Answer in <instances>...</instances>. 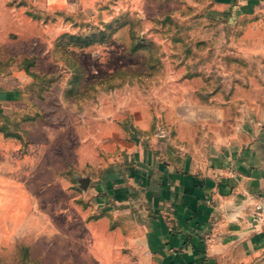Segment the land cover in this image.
<instances>
[{
  "label": "rangeland",
  "instance_id": "1",
  "mask_svg": "<svg viewBox=\"0 0 264 264\" xmlns=\"http://www.w3.org/2000/svg\"><path fill=\"white\" fill-rule=\"evenodd\" d=\"M218 11L211 0H0V84L20 91L0 107V264H104L92 235L107 221L76 202L75 175L96 159L88 139L155 112L165 81L231 94L236 78L264 73V12Z\"/></svg>",
  "mask_w": 264,
  "mask_h": 264
},
{
  "label": "crops",
  "instance_id": "2",
  "mask_svg": "<svg viewBox=\"0 0 264 264\" xmlns=\"http://www.w3.org/2000/svg\"><path fill=\"white\" fill-rule=\"evenodd\" d=\"M211 3L228 21L264 12V0ZM251 77L236 78L231 94L165 81L155 112L123 127L108 120L106 140L88 139L96 159L75 175L90 179L76 202L107 221L92 235L97 254L107 246L104 264H264V238L249 221L264 202V73ZM19 96L0 84V107Z\"/></svg>",
  "mask_w": 264,
  "mask_h": 264
},
{
  "label": "built area",
  "instance_id": "3",
  "mask_svg": "<svg viewBox=\"0 0 264 264\" xmlns=\"http://www.w3.org/2000/svg\"><path fill=\"white\" fill-rule=\"evenodd\" d=\"M249 221L253 231L264 238V202L259 203L252 209Z\"/></svg>",
  "mask_w": 264,
  "mask_h": 264
},
{
  "label": "water",
  "instance_id": "4",
  "mask_svg": "<svg viewBox=\"0 0 264 264\" xmlns=\"http://www.w3.org/2000/svg\"><path fill=\"white\" fill-rule=\"evenodd\" d=\"M79 187L83 190H86L89 186L90 179L89 177H80L78 178Z\"/></svg>",
  "mask_w": 264,
  "mask_h": 264
}]
</instances>
